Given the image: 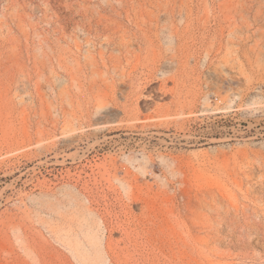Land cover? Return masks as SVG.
<instances>
[{"label":"rangeland","instance_id":"rangeland-1","mask_svg":"<svg viewBox=\"0 0 264 264\" xmlns=\"http://www.w3.org/2000/svg\"><path fill=\"white\" fill-rule=\"evenodd\" d=\"M0 264H264V0H0Z\"/></svg>","mask_w":264,"mask_h":264}]
</instances>
